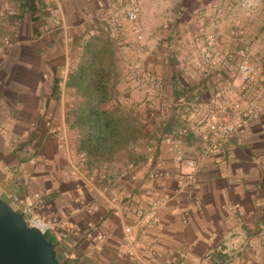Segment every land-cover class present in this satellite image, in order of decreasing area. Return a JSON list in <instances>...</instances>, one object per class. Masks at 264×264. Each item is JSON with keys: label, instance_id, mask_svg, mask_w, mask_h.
Listing matches in <instances>:
<instances>
[{"label": "crops", "instance_id": "obj_1", "mask_svg": "<svg viewBox=\"0 0 264 264\" xmlns=\"http://www.w3.org/2000/svg\"><path fill=\"white\" fill-rule=\"evenodd\" d=\"M52 2L58 7L65 2L75 10V5L81 6V2L86 5L88 0ZM171 2L136 0L142 41L135 48L127 47L133 54L128 64L139 60L141 69L160 75L169 90L161 96L166 102L164 113L149 111L144 94L127 77L128 65L120 70L117 102L130 109L142 123L143 138L129 148L132 154H140V158L131 162L121 158L99 167L82 165L83 156L75 148V132L65 121L70 101L65 94L70 90L64 88V77L59 79V92L55 95L51 92L55 75L51 74V81L43 82L44 55L33 66L26 61L18 67L12 62L0 63V198L12 205L10 197L16 196L20 204L31 206L36 214L67 223L68 234L63 243H57L48 234L55 244L59 263L264 264V60L251 59L255 74L243 98L237 94L239 84L234 67V79L217 73L208 80L180 81L176 80V74L167 77L163 66L158 65L160 61L155 60L157 50H171L170 39L176 32L179 50L185 46L184 50L189 51L196 43L197 48H206L212 55L223 52L224 48L240 47V38H252L251 53L263 54L258 41L255 45L262 33H247L250 21L243 17L227 25L231 19L218 15L219 0L213 1L215 11L211 17L201 20L212 21L209 28L195 33L190 27L196 28L197 16L188 9V13L179 15L186 4ZM91 3H96L95 9L102 6L110 15L113 9L127 4V0ZM160 4L162 10L156 8ZM189 21L194 25L189 23L188 29L175 28L177 23ZM161 25L168 26V31L158 38L153 33H158ZM126 27L128 38L129 27ZM207 35L213 37L209 47L205 41ZM44 38L40 33L38 43ZM160 44L163 49L159 48ZM172 55L163 56L161 63L170 62ZM49 67L51 71L58 68L52 63ZM201 70L206 71L202 67ZM4 92L11 104L2 98ZM159 98L153 99V109ZM222 99L238 103L241 112L249 113L252 118L242 131L231 137L225 154L205 163L196 185L180 190L171 177L185 171L183 159L196 155L201 144L194 133L178 138L177 131L185 123H195L206 113L220 110ZM224 114L230 116L233 112L225 109ZM24 131H28V136L18 140ZM146 140L154 144L151 158L145 150ZM164 173L171 177L159 176ZM163 196L168 200L152 227L136 223L123 210L126 201L145 207L153 198ZM236 219L241 221L247 243L237 257L228 260L217 247ZM125 227H129L128 243L124 241Z\"/></svg>", "mask_w": 264, "mask_h": 264}, {"label": "rangeland", "instance_id": "obj_2", "mask_svg": "<svg viewBox=\"0 0 264 264\" xmlns=\"http://www.w3.org/2000/svg\"><path fill=\"white\" fill-rule=\"evenodd\" d=\"M19 1L20 0H0V29H2L9 36V41H10L9 47L3 49V53L0 55V63L2 62V63L10 64L12 62L18 67V65L19 66L22 65L26 61L28 63H31L28 65L33 66L34 64H39L42 61L41 57L44 55L43 75H42L43 82H47L49 79L51 81V74H53L52 71L49 70L50 68L49 64L51 63L58 66V68H56L57 70L54 73V75L58 79H62L63 77L65 79L69 69L74 66L76 57L79 55L80 52L79 51L80 46L83 45L84 42L91 40L92 37H100L103 40L106 39L109 45L108 50L111 52L112 55L111 63L113 66V70L111 72L113 73L111 74V77L114 81L115 98H116L115 101L116 104L121 106V104L117 102L118 101L117 98L119 97L116 91L117 82H118L117 77H119L120 75V70L123 69L125 65H129L128 63L131 62L130 59H131V55L133 56V54H130L131 52L129 50L130 48H127L128 44H123L122 46L118 45L113 38L108 37L104 32H102L99 29V24L97 19L99 17H103L107 15V11H105V9L102 6H98L95 9L94 4L96 3H91V1L99 2L100 0H88L86 5H82L81 2V6L75 5V10L72 6L65 5L64 4L65 2L63 4L61 2L62 5L58 7L52 2V0H41V3H39V7H40L38 10L39 12L37 13L39 14L38 15L39 18H37L38 20L36 23L31 22L30 16L28 14L19 15ZM128 1L129 0H127V2ZM155 1H159V0H155ZM174 1H177V3L183 2L186 4L185 6H182L183 9L180 12L181 14L179 15H182V12H186V13L191 12L193 16L194 15L197 16V20H199V22L197 21L198 24L196 28L193 27L192 29V27H190V30H194L195 33H197L198 30L199 32L202 33L206 28L207 29L209 28L208 26H210V23L212 21L206 22L201 20H204L206 17L209 16L211 17V13H213V10L215 11V8L213 9L212 6L214 3L213 1L216 0H172L171 3H173ZM219 1H220V6H219L220 12H218L219 13L218 15L225 16L227 20L231 19L230 23L228 22L227 25L230 24L232 25L233 20L237 22L236 20L238 18L243 17L249 19L250 21V24L245 30L247 33H249L250 35L257 32L262 33L261 37L256 39L255 45H257L256 42L258 41V44L263 48L264 51V0H257V1L250 0L254 2L251 3V6L249 8H244L243 6H241L243 0H219ZM194 2L198 3V5L197 6L194 5ZM172 7L173 4L169 7V9H172ZM156 8L162 10L163 6L160 4L157 5ZM186 9L190 11L187 12ZM73 11L76 12V16L73 13ZM83 13H85V17ZM35 16L36 14L34 15V17ZM189 23L190 24L192 23L194 25V22L189 21L187 23H183L182 25L181 23L179 24L177 23L175 28L179 29L180 31L182 27L188 29ZM136 24L137 27H139L138 26L139 24L137 22ZM235 26L236 25H233V27ZM35 28H36V32L34 31ZM126 29H128V26L126 27ZM88 31H93V36H88L87 35ZM164 31H168V26L165 28V26L161 25L159 26L158 33H153V32L152 33L157 34L156 37L159 38V36L162 35L163 34L162 32ZM186 31L183 32L184 35H186ZM126 32L127 30H125V34ZM40 33L41 35L44 34L45 37L44 38L45 40H43L42 43H38V38L40 37ZM177 33L178 32H176L173 38L170 39L172 40V42L174 41L173 45L172 42L171 43L168 42L171 45L170 47L171 50L162 51V52L160 50H157L158 52L156 51L157 53L155 57V60L158 59L160 61L158 65L161 64L163 66V69L165 70L164 71L165 75H167L168 77L170 73L176 74L175 77L176 80L178 79L180 81H185V80L187 81L191 79L192 81L194 80L200 81L202 79L208 80L211 76H215L217 73H219V75L223 76L224 78L231 76V79H234L235 78L233 74V67H234L235 69L234 72L239 84L240 76L236 71V66L239 62L243 60V58H241L240 55L236 53V51L245 45H248V53L244 58V60L253 68L254 74H255V68L252 66L251 59L256 62L260 60H264V53L263 54L261 52H258L256 54L251 53L252 38L251 39L240 38L241 40L240 47L238 46L235 49L224 48L223 52L219 51L217 52V54L214 53L215 54V59H214L213 57L214 54L213 55L209 54L210 51H207L208 49L205 50L206 48L202 50L201 48H197L196 43H194L193 46L194 48H190L189 51L187 49L184 50L185 46L184 48L181 47V50H179L180 44L178 43L180 42V39L179 37H177ZM165 35L166 33L163 36ZM196 35L198 36L199 34ZM207 36H205V38ZM247 37H249V35ZM125 38H127V35H125ZM158 41L161 42V39ZM173 46L175 50L172 49ZM207 46L209 47L208 44ZM215 47L217 48V46ZM159 48L163 49L162 44H160ZM36 49L38 52L36 51ZM203 50L205 52H203ZM41 51H43V53H41ZM167 54L168 55L173 54L171 61L168 63L167 61L161 63V61L162 62L164 61L162 57ZM210 60L213 61V64H209ZM228 66H230V69H228ZM127 67H126V72H127ZM201 67L203 69H206V71L203 70L204 71L203 72L201 70ZM16 72L19 73L18 70H16ZM65 96L67 97V101L69 100V98L71 101L72 92L66 91ZM2 98L5 99L8 97L5 94V96L2 95ZM9 104L11 103L9 102ZM47 125L50 126V123L47 122ZM24 132L18 135L19 136L18 140H22L28 136L27 135L28 131H24ZM44 217L53 218V216L46 217L45 215ZM55 220L57 222H60L58 218H56Z\"/></svg>", "mask_w": 264, "mask_h": 264}, {"label": "built area", "instance_id": "obj_3", "mask_svg": "<svg viewBox=\"0 0 264 264\" xmlns=\"http://www.w3.org/2000/svg\"><path fill=\"white\" fill-rule=\"evenodd\" d=\"M254 1L243 0L241 6L249 8ZM112 11L113 13L111 15L108 14L97 19L99 29L108 37L113 38L118 45L128 44V46L135 48L142 41L141 29L136 24V0H129L126 5L115 8ZM125 26L129 27L130 34L128 38H125ZM87 35L93 36V31H88ZM205 40L210 45L213 37L208 35ZM9 45V36L0 29V55L3 53V49L8 48ZM236 53L243 58L236 66V71L240 76L237 94L239 98H243L254 74V70L244 60L248 53V45L242 46ZM209 64H213V61L210 60ZM127 77L134 83L135 88L144 94L146 107L149 111L154 110L157 114L164 113L166 102L161 96L168 92L169 87L160 75L144 71L141 69V62L136 60L128 65ZM155 97L160 98L153 109V99ZM219 107H221L220 110L206 113L204 117L195 123H185L177 131L178 138L184 137L190 132L194 133L196 139L201 144V149L196 155L183 159L184 172L173 175L172 177L165 173L159 175L164 178L171 177L180 190H184L187 186L196 185L199 174L204 170L205 163L211 158H217L225 154L231 137L236 132L242 131L243 127L249 122V119L252 118V115H249V113L241 112L239 104L236 102L222 99ZM195 108L193 107L194 113L197 112ZM225 109H230L233 115L228 116L224 114ZM153 145L152 141H145V150L149 158L152 157ZM167 200V197L164 196L155 197L145 207L132 201H126L123 205V210L136 223L145 227H152L156 223L158 213L165 207ZM9 201L12 203L10 205L12 209L22 217L26 225L38 229L43 234L52 235L58 243H62L67 237L68 225L66 222H57L53 218H45L44 216L36 214L31 206L20 204L16 196H11ZM188 210L189 208L187 207L183 211L184 217L187 216ZM123 233L124 241L128 243L127 235L129 233V227H125ZM246 243V237L241 230V221L236 219L230 229L221 237L217 251L228 260L234 259L245 249Z\"/></svg>", "mask_w": 264, "mask_h": 264}, {"label": "trees", "instance_id": "obj_4", "mask_svg": "<svg viewBox=\"0 0 264 264\" xmlns=\"http://www.w3.org/2000/svg\"><path fill=\"white\" fill-rule=\"evenodd\" d=\"M39 3L41 0H22L20 15L28 14L31 22L36 23ZM108 46L107 40L100 37L84 42L64 81V88L72 92L65 121L75 132L76 152L83 156L82 165L86 168L121 158L128 162L140 158V154H132L129 148L143 138L142 123L130 109L116 104ZM55 71L52 69L53 76ZM59 82L55 76L51 89L54 95L59 92ZM44 235L54 250V242Z\"/></svg>", "mask_w": 264, "mask_h": 264}, {"label": "water", "instance_id": "obj_5", "mask_svg": "<svg viewBox=\"0 0 264 264\" xmlns=\"http://www.w3.org/2000/svg\"><path fill=\"white\" fill-rule=\"evenodd\" d=\"M0 264H59L45 235L0 198Z\"/></svg>", "mask_w": 264, "mask_h": 264}]
</instances>
